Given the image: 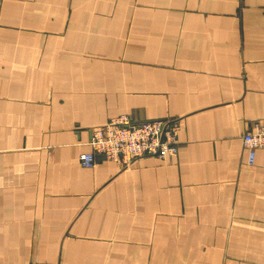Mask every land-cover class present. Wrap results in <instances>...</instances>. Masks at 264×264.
<instances>
[{"label": "crops", "instance_id": "0c3cea01", "mask_svg": "<svg viewBox=\"0 0 264 264\" xmlns=\"http://www.w3.org/2000/svg\"><path fill=\"white\" fill-rule=\"evenodd\" d=\"M127 114L177 156L84 166ZM264 0H0V264H264Z\"/></svg>", "mask_w": 264, "mask_h": 264}, {"label": "built area", "instance_id": "2783aa9c", "mask_svg": "<svg viewBox=\"0 0 264 264\" xmlns=\"http://www.w3.org/2000/svg\"><path fill=\"white\" fill-rule=\"evenodd\" d=\"M179 130L180 124L176 120L158 118L135 122L122 114L92 130L90 144L93 150L81 154L79 160L84 166L92 167L96 164V154L100 153L120 166H126L144 155L177 156ZM242 139L249 150V161L253 163L257 150L264 148V119L255 120Z\"/></svg>", "mask_w": 264, "mask_h": 264}]
</instances>
